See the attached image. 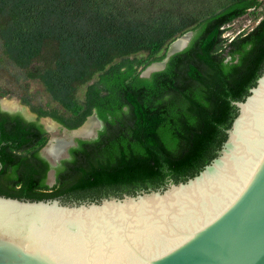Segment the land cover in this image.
Returning a JSON list of instances; mask_svg holds the SVG:
<instances>
[{
  "label": "trees",
  "instance_id": "obj_1",
  "mask_svg": "<svg viewBox=\"0 0 264 264\" xmlns=\"http://www.w3.org/2000/svg\"><path fill=\"white\" fill-rule=\"evenodd\" d=\"M225 2V1H224ZM0 0V53L74 115L67 129L95 113L103 128L77 140L55 167L38 149L45 131L0 112V195L28 200L84 201L184 182L217 156L225 131L264 71V16L225 44L224 27L255 0ZM219 7V10L213 8ZM199 26L188 46L149 78L134 65L110 66L143 53L148 65ZM97 76L98 86L88 85ZM86 87L84 100L77 93ZM103 91V92H102ZM29 150V151H28ZM28 151V152H27Z\"/></svg>",
  "mask_w": 264,
  "mask_h": 264
},
{
  "label": "water",
  "instance_id": "obj_2",
  "mask_svg": "<svg viewBox=\"0 0 264 264\" xmlns=\"http://www.w3.org/2000/svg\"><path fill=\"white\" fill-rule=\"evenodd\" d=\"M232 104L217 156L184 182L73 202L0 195V264H264V71Z\"/></svg>",
  "mask_w": 264,
  "mask_h": 264
},
{
  "label": "rangeland",
  "instance_id": "obj_3",
  "mask_svg": "<svg viewBox=\"0 0 264 264\" xmlns=\"http://www.w3.org/2000/svg\"><path fill=\"white\" fill-rule=\"evenodd\" d=\"M208 1L210 2V0ZM222 1L223 3L221 4V6L225 5L228 0H222ZM255 2L257 3V5L249 9L243 17L236 19L231 24L226 25L224 27V32L222 34V37L225 39V44L234 37L245 34L250 30H252L260 21V19L264 16V0H255ZM219 7L220 6L213 8V10L215 11L219 10ZM198 29L199 26L196 25L195 27L187 30V32L191 33L190 41L193 38L194 34L198 31ZM167 49L168 47L166 48L165 53ZM149 60L150 58L147 55L143 53H137L127 57L116 59L110 66H126L131 64L136 67L137 73L142 74V72L146 68L145 64ZM160 62H155V63H160ZM161 68L162 67H160L159 69ZM88 85L98 86L97 76H95L92 79V81L89 82ZM85 91H86L85 86L78 91L77 98L80 101L84 100ZM2 105L9 106L11 109L5 108L9 111L20 112L26 119L29 120L32 119L36 120L35 117L36 115L32 113L33 111L34 112L42 111L47 113L48 115L59 117L63 121L69 124L73 123L76 120V117L74 115H71L70 113L65 111L63 108H61L58 104H56L49 98L48 94L44 91L43 87L39 82L24 79L22 72L18 71L14 66H12L7 61L1 60V53H0V106ZM50 118H51L50 116H47V117H41L38 120L39 123L43 125L45 120L47 119L49 120ZM101 128L102 126L100 125V128L95 131V135L93 137L82 138V139L84 140L93 139ZM56 133L58 134V135L56 134V137L62 136L61 132L59 131V128ZM50 138H52L50 133L46 132L42 142L37 144L33 148V149H38L40 155L45 158L46 156L43 154V150L48 145V141L50 140ZM78 139L81 138H75L74 142L75 140ZM65 157H67V155H65L63 158ZM54 172H55V167L53 164H51V170L49 171L46 178V184L48 185L49 188L55 186Z\"/></svg>",
  "mask_w": 264,
  "mask_h": 264
},
{
  "label": "bare ground",
  "instance_id": "obj_4",
  "mask_svg": "<svg viewBox=\"0 0 264 264\" xmlns=\"http://www.w3.org/2000/svg\"><path fill=\"white\" fill-rule=\"evenodd\" d=\"M190 38L191 33L187 32L172 41L168 46L167 54H171L183 48L188 43ZM162 66L163 62L153 63L144 69L142 75L147 76L149 73L158 70ZM100 125V121L92 115L86 119L84 125L79 129L74 131H65L61 137H56L58 126L48 119L45 120L44 126L52 138L51 142L44 148L43 154L48 158V160L56 161L59 157L64 155L63 149L71 145L72 139L93 137L95 135V131L100 128Z\"/></svg>",
  "mask_w": 264,
  "mask_h": 264
},
{
  "label": "flooded vegetation",
  "instance_id": "obj_5",
  "mask_svg": "<svg viewBox=\"0 0 264 264\" xmlns=\"http://www.w3.org/2000/svg\"><path fill=\"white\" fill-rule=\"evenodd\" d=\"M5 108H10L9 106H4L3 107V105L2 106H0V112H3V113H7V114H9V115H15V114H17V115H20L26 122H35V123H37L38 125H40L41 127H42V129L45 131V133L46 132H48L47 130H46V128H45V126H44V123H43V125L41 124V123H39V120L38 119H40L41 117H47V116H39V114L37 113V112H32L33 114H35L36 116V120H34V119H32V120H29V119H26L20 112H14V111H9V110H7V109H5ZM11 109V108H10ZM93 114H95V113H93ZM96 115V114H95ZM90 116H92V114L90 115ZM97 117V116H96ZM49 120H53L52 118H50ZM86 120V119H85ZM99 120V119H98ZM53 121H55V120H53ZM55 122H57V121H55ZM101 122V121H100ZM58 124H60L59 122H57ZM102 123V122H101ZM101 126H102V128H103V123L101 124ZM59 128V131L61 132V130H62V128H66V127H64L62 124H60V127H58ZM101 128V129H102ZM67 129V128H66ZM99 129V128H98ZM100 129V130H101ZM69 130V129H68ZM99 130V131H100ZM98 131V132H99ZM98 132H97V135H98ZM97 135L93 138V139H89V140H94L95 138H97ZM78 140H84V139H78ZM76 141L77 140H75V142H74V145L73 146H71L70 148H72V147H75L76 146ZM88 141V140H87ZM70 148H68V150H67V152H66V155H67V157H65V158H63V159H61V160H64V159H67L68 157H69V154H68V151H69V149ZM31 150H34V149H31ZM29 151V150H28ZM27 151V152H28ZM38 154H39V156H41L40 155V153L38 152ZM42 158H44L48 163H49V165H50V167H51V164H50V162L45 158V157H43V156H41ZM60 160V161H61ZM60 161L57 163V164H55L54 165V167H56L59 163H60ZM0 170H1V164H0ZM50 170H51V168H50ZM49 170V171H50ZM49 171L47 172V175H48V173H49ZM47 175H46V178H47ZM54 179H55V172H54ZM46 182V181H45ZM65 202H73V200H65Z\"/></svg>",
  "mask_w": 264,
  "mask_h": 264
}]
</instances>
